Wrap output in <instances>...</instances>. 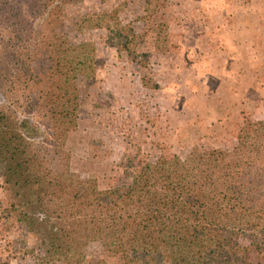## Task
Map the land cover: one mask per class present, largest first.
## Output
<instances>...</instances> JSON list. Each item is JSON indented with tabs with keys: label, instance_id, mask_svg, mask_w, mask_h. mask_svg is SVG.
I'll list each match as a JSON object with an SVG mask.
<instances>
[{
	"label": "trees",
	"instance_id": "obj_1",
	"mask_svg": "<svg viewBox=\"0 0 264 264\" xmlns=\"http://www.w3.org/2000/svg\"><path fill=\"white\" fill-rule=\"evenodd\" d=\"M82 1L0 0V219L33 235L39 264H105L85 257L92 242L118 264H260L251 257L264 258V116L233 124L229 149L127 157L124 180L111 187L70 169L77 79L96 69L94 45L71 43L63 27L65 6ZM143 2L147 16L159 6ZM81 25L104 29L117 55L146 65L141 37L117 8L85 15ZM165 31L162 19L158 36Z\"/></svg>",
	"mask_w": 264,
	"mask_h": 264
},
{
	"label": "rangeland",
	"instance_id": "obj_2",
	"mask_svg": "<svg viewBox=\"0 0 264 264\" xmlns=\"http://www.w3.org/2000/svg\"><path fill=\"white\" fill-rule=\"evenodd\" d=\"M158 4L148 16L143 0H83L65 6L68 40L91 42L96 58L94 75L77 79L76 128L65 147L70 169L95 179L99 188L124 180L121 162L127 157L152 160L161 152L183 157L192 146L229 149L233 124L264 116V0ZM112 8L141 37L137 48L146 55L145 66L117 55L104 29L81 25L83 16ZM162 19L165 39L157 34ZM141 76L156 87L142 86ZM37 122L33 125L39 129ZM43 136L41 130L35 134ZM31 194L26 191L22 200ZM5 201L0 186V206ZM7 225L0 219V264H39L33 235L23 224ZM84 253L87 259L104 257L105 264H118L96 242ZM251 260L264 264V258Z\"/></svg>",
	"mask_w": 264,
	"mask_h": 264
}]
</instances>
